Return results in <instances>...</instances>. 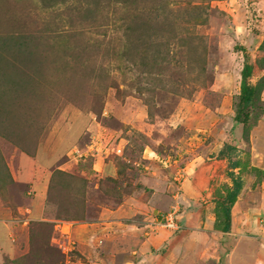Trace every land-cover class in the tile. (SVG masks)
<instances>
[{
    "label": "rangeland",
    "instance_id": "rangeland-1",
    "mask_svg": "<svg viewBox=\"0 0 264 264\" xmlns=\"http://www.w3.org/2000/svg\"><path fill=\"white\" fill-rule=\"evenodd\" d=\"M262 62L264 0H0V157L53 155L45 163L53 172L48 204L80 206L89 249L96 240L100 249L109 245L102 244V226L94 227L99 215L126 205L129 194L140 204L144 187L150 179L153 187L163 182L164 170L166 177L172 173L168 195L178 194L174 206L214 214L206 195L185 196L183 168L209 146L218 151L232 142L240 152L234 160L244 164L238 173L254 189L250 159L261 150L243 138L236 116L242 70L255 64L256 83ZM262 94L247 110L249 126L264 124ZM257 186L264 193V181ZM3 192L8 207L24 204L15 183ZM237 209L236 230L227 237L263 244L242 239L230 260L264 264L255 254L262 248L264 255V220L262 232H245ZM29 222L8 264H75L80 253L70 225ZM210 233L206 244L205 234L197 241L204 245L198 251L211 248L200 261L212 254L224 264L235 244L222 246L223 235ZM192 246L180 252L194 253Z\"/></svg>",
    "mask_w": 264,
    "mask_h": 264
},
{
    "label": "crops",
    "instance_id": "crops-1",
    "mask_svg": "<svg viewBox=\"0 0 264 264\" xmlns=\"http://www.w3.org/2000/svg\"><path fill=\"white\" fill-rule=\"evenodd\" d=\"M262 98H264V90ZM237 129L238 127L234 129L236 130L234 132L241 135V131ZM227 143L232 144V142ZM249 143L251 146L256 143L262 152V154L259 152L258 156L256 154L252 155L250 159L251 166L264 171L263 122L259 123L251 131ZM222 148L223 146L218 151H215L214 147L211 148L209 146L202 156L193 157L183 168L184 175L187 174L182 182L185 196L200 199L204 194L209 198L206 203L214 205L213 208H215L216 201L219 199L218 192L222 190L223 193L224 191V185H229L230 187L233 185L232 179L229 177V172L232 171L229 168L230 161L227 157L220 154ZM144 152H147V148L142 153ZM213 152L217 155L209 158L208 154ZM15 154L11 158L6 157L5 160L6 163L8 162L7 165L10 168L15 184L22 188L24 204L12 209L5 204V201L0 196V264H8V260H12L17 256L19 241L25 240L26 229L30 224L29 221L32 220L57 221V223L59 222L63 225H70V232L74 240L78 242L77 248L78 253H80L75 264H215V257L212 254L207 258L203 257L201 261L199 257L204 252L208 253L207 250L210 251V243L206 246V249L198 251L204 245L197 241L205 234L202 239L206 241V244L208 242L207 235H210V232H217L223 235L220 238L222 246L226 245L225 243L235 244L232 252L225 255L224 264H230V261H232V264L234 263L230 259L237 250V244L240 240L247 239L255 241L259 245L263 244V242L258 241L257 237L238 235V238L235 239L234 236L227 237V235L233 234L236 230L234 218L236 207L241 214L240 218L246 220L245 232H262L260 222L264 220V193L257 184L261 185L264 178L262 181L259 180L260 183L257 180L255 181L254 189L248 188L246 183H244L238 199L232 207V227L229 232H223L214 227L216 221L214 214L205 216L204 210L207 207L200 210L197 208L192 209L193 206L187 207L183 212L180 209L181 205L174 206V201L176 202L178 194H174L175 190H173L168 195L167 192L171 186L168 178L172 177V173L171 176L168 175L166 177V171L164 170V174L161 177L163 182L160 181L156 187H153L152 185L157 182L150 179L152 185L147 184L144 187L148 195L140 200V204H137L133 199L135 197L133 194H129L126 196V205H120L114 211L106 210L109 213H103L105 215L104 219H100L99 215L100 221L98 224L94 222V227L100 230L102 226L104 229L105 239H102V244L104 245L105 242H108V250L107 248L100 249V247H97L98 240L94 243V249L92 247V249H89L85 247V244H87L85 241L87 238L85 228L88 223L80 219L83 213L80 206L76 208L75 205H70L67 201L66 204H48L47 196L52 186L53 172L48 170L47 166L45 167V163L48 161L49 164V160L54 158L53 155L50 156L49 160L44 161L47 155L43 150L37 152L36 158L19 151H16ZM42 161L44 163H41ZM143 168L148 169L145 166ZM234 171L238 173V169ZM133 204L136 205V210ZM49 205L54 209L57 208L59 212H63L65 218L62 216L56 218L54 211L49 208ZM139 206L140 210L137 209ZM173 209L177 212L176 221L179 229L172 231L162 229L157 223L163 220L164 215ZM179 211L181 212L179 213ZM212 213H214V209H212ZM122 219L127 222L121 223L120 220ZM76 228H79L80 233L76 232ZM188 243L193 245L194 253L180 252L181 248L184 247L186 249L185 245L188 246ZM261 251L262 248L255 253L258 259L264 258ZM238 262L237 257L236 264Z\"/></svg>",
    "mask_w": 264,
    "mask_h": 264
},
{
    "label": "trees",
    "instance_id": "trees-1",
    "mask_svg": "<svg viewBox=\"0 0 264 264\" xmlns=\"http://www.w3.org/2000/svg\"><path fill=\"white\" fill-rule=\"evenodd\" d=\"M264 66V62H262ZM256 66L255 64L246 63L242 70V82H241V90H240V105L238 109V114L236 116V120L240 123L244 124L243 127V138L249 143L251 131L255 126H257V120L254 125L251 124L249 126L250 114L247 111L249 108L255 106L257 101H261V94L264 90V76L258 79L256 83L253 82L254 70ZM240 153L239 150L234 147L232 148L229 144H226L220 154L225 156L230 161L229 168L232 170L229 172V177L232 179L233 185L230 187L229 185H224L223 193L222 190L218 192L219 199L216 201L214 214L216 216L215 228L217 230L223 232H229L232 227V207L238 199V196L242 190L244 185V180L240 177V173H235V169L241 170L244 166L241 160H234V156ZM1 156V155H0ZM250 164V163H249ZM248 166V163L245 164ZM249 168V167H248ZM257 176V182L260 183L264 178V171L253 167L252 169ZM261 175V177H260ZM260 180V181H259ZM15 181L10 174L8 165L3 158L0 157V196L4 199V190L10 185H14ZM16 259V264H17Z\"/></svg>",
    "mask_w": 264,
    "mask_h": 264
},
{
    "label": "built area",
    "instance_id": "built-area-1",
    "mask_svg": "<svg viewBox=\"0 0 264 264\" xmlns=\"http://www.w3.org/2000/svg\"><path fill=\"white\" fill-rule=\"evenodd\" d=\"M175 214H176L175 211H172L171 213L167 214V216L165 217V220L161 222L160 225L164 228H170V229L177 230L178 225L175 221Z\"/></svg>",
    "mask_w": 264,
    "mask_h": 264
},
{
    "label": "clouds",
    "instance_id": "clouds-1",
    "mask_svg": "<svg viewBox=\"0 0 264 264\" xmlns=\"http://www.w3.org/2000/svg\"><path fill=\"white\" fill-rule=\"evenodd\" d=\"M172 211H175V213H177L176 210H174V209H173ZM172 211L168 212L167 214L171 213ZM167 214L164 215L163 220H160L161 222H163V221L165 220V217L167 216ZM175 215H176V214H175ZM176 223H177V222H176ZM177 225H178V223H177ZM178 229H179V225H178ZM178 229H177V230H178ZM172 230H174V229H172Z\"/></svg>",
    "mask_w": 264,
    "mask_h": 264
}]
</instances>
